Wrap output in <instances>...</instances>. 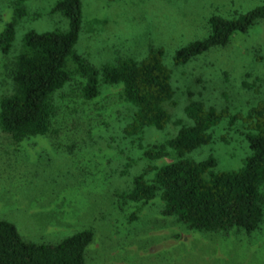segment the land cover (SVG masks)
I'll return each instance as SVG.
<instances>
[{"label":"rangeland","instance_id":"1","mask_svg":"<svg viewBox=\"0 0 264 264\" xmlns=\"http://www.w3.org/2000/svg\"><path fill=\"white\" fill-rule=\"evenodd\" d=\"M11 1L0 0V30L11 18ZM55 1H24L26 15L18 20L9 53L0 52V93L10 88L3 65L18 49L23 31L66 28V18L50 9ZM80 1L74 49L92 64L116 56L140 58L150 45L163 48L174 91L167 105L170 119L162 129L147 128L142 143L163 141L187 122L183 106L190 98L234 112L264 96V18L246 32L233 33L224 46L183 64L171 61L176 47L205 34L211 14L232 16L262 0ZM242 79L256 89H245ZM81 80L54 92L57 112L49 132L14 142L0 130V218L35 241H56L91 228L86 264H264V218L248 233H201L161 214L158 197L142 203L117 199L146 161L122 135L128 105L119 98L120 84H100L93 98L83 100L77 93ZM242 130L240 122L221 121L209 143L186 155L195 160L212 155L215 168H235L248 152Z\"/></svg>","mask_w":264,"mask_h":264},{"label":"trees","instance_id":"2","mask_svg":"<svg viewBox=\"0 0 264 264\" xmlns=\"http://www.w3.org/2000/svg\"><path fill=\"white\" fill-rule=\"evenodd\" d=\"M25 0H12L11 18L0 30V52L9 53L18 20L26 15ZM67 21L65 29L23 31L19 47L3 65L8 91L0 93V130L17 142L49 132L56 115L53 94L74 78L82 79L77 93L93 98L100 84H120L119 98L128 106L121 131L139 148L146 161L129 185L117 193L124 202H144L158 197L160 213L184 228L201 233L251 232L264 218V96H256L241 111L189 99L183 106L188 119L163 141L142 143L147 128L162 129L170 119L173 103L171 69L163 62L160 45L147 47L140 58L116 56L94 65L75 51L81 25L80 0H56L51 8ZM264 18V0L232 16L211 14L206 32L176 47L173 64H183L213 47L224 46L235 32H246ZM245 89L254 84L242 79ZM257 92L255 91L256 94ZM221 121L240 122L248 152L235 168L217 169L207 155L192 159L187 152L212 140V128ZM171 155L160 164L151 162ZM93 238L89 227L56 241L23 237L16 225L0 218V264H86V250Z\"/></svg>","mask_w":264,"mask_h":264}]
</instances>
